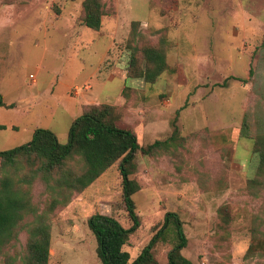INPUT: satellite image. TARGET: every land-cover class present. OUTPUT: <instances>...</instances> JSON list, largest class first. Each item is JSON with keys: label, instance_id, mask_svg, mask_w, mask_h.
I'll return each instance as SVG.
<instances>
[{"label": "rangeland", "instance_id": "rangeland-1", "mask_svg": "<svg viewBox=\"0 0 264 264\" xmlns=\"http://www.w3.org/2000/svg\"><path fill=\"white\" fill-rule=\"evenodd\" d=\"M84 1L0 0V94L11 106L0 109V151L30 142L37 128L67 143L85 101L117 104L118 127L143 147L163 142L139 150L131 167L141 226L124 246L130 262L175 212L192 264H264V168L255 152L264 151V0H103L100 30L84 25ZM149 60L167 65L153 83L135 77ZM97 68L116 78L91 76ZM28 160L6 172L29 176L40 164ZM120 161L80 192L66 188H79L87 170L78 152L49 179L19 180L23 221L0 264H31L41 224L48 264H102L88 218L103 213L132 226ZM174 244L171 232L156 245L157 264H169Z\"/></svg>", "mask_w": 264, "mask_h": 264}, {"label": "trees", "instance_id": "trees-1", "mask_svg": "<svg viewBox=\"0 0 264 264\" xmlns=\"http://www.w3.org/2000/svg\"><path fill=\"white\" fill-rule=\"evenodd\" d=\"M83 23L87 28L100 30L103 16L105 15V3L103 0H85L83 3ZM152 69L150 63L136 78L144 79L146 83H153L167 70L165 62L159 60ZM88 106L81 116L76 118L69 130V140L61 143L55 132L46 128H37L30 142L13 149L0 151L5 177L0 181V253L17 239V226L23 221L25 206L19 197L16 183L21 180L26 184H32L35 174L43 173L45 179L53 177V173L63 169L71 155L78 152L85 158L86 172L81 176L80 187L67 184L70 192L83 191L102 176L117 160L121 158L119 171L122 177V197L128 215L132 221L130 228L124 227L115 217L94 213L88 218V227L97 241V255L102 264H157L153 250L161 241L168 240L172 232L175 244L169 253V264H192L182 251L188 245V238L184 230V224L179 214L168 212L163 226L154 234L141 254L132 262L129 252L124 246L131 234L141 226L140 216L137 213L133 195L138 191L139 185L130 178L131 167L136 153L141 150L149 154L152 149L162 145L156 140L148 147L141 146L137 134L134 131L120 128L114 120V106L102 104ZM0 108L7 106L4 97L0 94ZM176 129L174 134H176ZM258 144V143H257ZM261 168H264V151L258 148ZM27 156L29 163L34 157V164L39 162L36 170H30V175L13 178L6 168L15 166L19 157ZM62 184H65L63 182ZM41 224L32 230L30 239L31 264H48L50 251V234Z\"/></svg>", "mask_w": 264, "mask_h": 264}, {"label": "crops", "instance_id": "crops-1", "mask_svg": "<svg viewBox=\"0 0 264 264\" xmlns=\"http://www.w3.org/2000/svg\"><path fill=\"white\" fill-rule=\"evenodd\" d=\"M98 70H99L98 68L95 69L91 76H95V77H97L99 79H109L110 81H113L116 78V76L113 75V74H108V75L105 76V74L103 72L99 73ZM124 78L126 79V77H124ZM124 88L122 89L121 96L123 94ZM124 100H125V98H122V100H120V101H124ZM85 102H88V103H85V104L83 103L81 115L83 114L84 109L87 108L89 105H92L94 103L101 104L100 101H91V102L90 101H85ZM104 104H110V105H114V106L117 105V104H111V103H104ZM66 107H67L68 111H70L73 107H76V104H74L73 102L72 103L70 102ZM0 109H3V108H0ZM78 117H79V115H75L74 120L76 118H78ZM152 134H153V132H151L149 135L151 136Z\"/></svg>", "mask_w": 264, "mask_h": 264}]
</instances>
